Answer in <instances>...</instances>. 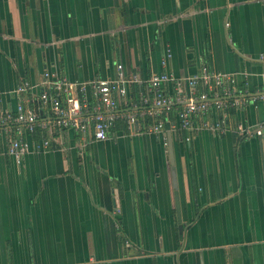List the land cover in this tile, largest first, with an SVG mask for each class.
I'll list each match as a JSON object with an SVG mask.
<instances>
[{"label":"crops","instance_id":"1","mask_svg":"<svg viewBox=\"0 0 264 264\" xmlns=\"http://www.w3.org/2000/svg\"><path fill=\"white\" fill-rule=\"evenodd\" d=\"M118 66L142 79L166 73L185 99L203 91L187 79L207 69L240 103L224 133L182 129L178 103L160 133L144 116L135 133L118 120L104 141L62 130L41 149L36 129L18 160L5 153L16 123L1 125L0 264H264V139L253 134L264 120L253 101L264 0H0V115L15 118L22 104L47 123L36 86L45 74L113 80ZM24 81L32 89L17 94ZM173 86H162L171 99ZM152 97L131 85L120 112ZM218 114L194 117L195 127Z\"/></svg>","mask_w":264,"mask_h":264},{"label":"built area","instance_id":"2","mask_svg":"<svg viewBox=\"0 0 264 264\" xmlns=\"http://www.w3.org/2000/svg\"><path fill=\"white\" fill-rule=\"evenodd\" d=\"M117 70V77L113 80L93 79L86 82L69 81L61 77L49 78L45 74L44 79L36 86L39 89V103L49 113V122L42 121L36 109H26L22 104L17 106L15 118L9 114L0 115V126L7 122L16 123L13 128L15 136L9 139L6 145V155L17 160L24 156L29 145L22 139V135L32 134L36 129L44 131V136L39 142L41 149L50 147L54 142L55 133L62 130L89 136L93 141H104L118 120H123L128 131L135 133L138 120L144 116L151 119L147 131L160 133L173 103L183 104L177 111L182 129L189 132L205 129L224 133L228 109L240 103L235 99V92L226 80L207 69L187 79L190 87L203 89L191 99L184 98L180 80L166 73L153 74L148 79H142L135 73L123 75L121 66H118ZM143 83L147 84L152 92L151 107H144L149 101L142 100V110L120 112L121 108L129 105L128 88ZM167 83L174 85L172 99L165 96L162 90V86ZM30 89L32 86L24 81L15 91L17 94H23ZM253 101L261 103L264 108V80L261 93L255 96ZM211 109L219 112L218 117L213 121L203 120L199 127H195L193 118L204 117ZM237 132L246 137L250 134L249 130L240 126L237 127ZM253 134L264 139V120L257 125ZM185 140L189 141V138L186 137Z\"/></svg>","mask_w":264,"mask_h":264},{"label":"water","instance_id":"3","mask_svg":"<svg viewBox=\"0 0 264 264\" xmlns=\"http://www.w3.org/2000/svg\"><path fill=\"white\" fill-rule=\"evenodd\" d=\"M169 152H170V161L172 163V165H174V161H173V156H172V147L171 145H169ZM174 168L172 167V174H173V181H174V187H176V179H175V174H174ZM177 194V193H176ZM175 204H176V212H177V218H178V223H179V231L182 233V227L180 225V215L178 214L179 210H180V206H179V202H178V197L177 195L175 196Z\"/></svg>","mask_w":264,"mask_h":264},{"label":"trees","instance_id":"4","mask_svg":"<svg viewBox=\"0 0 264 264\" xmlns=\"http://www.w3.org/2000/svg\"><path fill=\"white\" fill-rule=\"evenodd\" d=\"M150 106V102L147 104V105H145L144 107H146V108H148ZM230 111V114H232L233 113V108L231 107V108H229L228 109V112ZM151 119H149V120H146V124H148V121H150ZM116 124V123H115ZM145 124V125H146ZM118 125H120L123 129L125 128L126 129V125L121 121V122H118Z\"/></svg>","mask_w":264,"mask_h":264}]
</instances>
